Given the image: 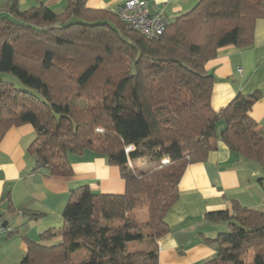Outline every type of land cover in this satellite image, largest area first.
<instances>
[{"label": "trees", "instance_id": "16d2710c", "mask_svg": "<svg viewBox=\"0 0 264 264\" xmlns=\"http://www.w3.org/2000/svg\"><path fill=\"white\" fill-rule=\"evenodd\" d=\"M85 2L66 0L56 12L42 2L20 11L9 0L0 13V140L9 127L30 123L32 170L71 176L70 157L88 152L118 167L125 190L81 187L63 209L61 241L26 239L20 263L71 264L70 254L85 248L80 264H158L156 239L169 232L165 214L179 197V180L215 149L220 120L221 141L264 172V128L249 116L258 94H237L215 111L214 77L204 68L219 48L253 42L264 0H198L153 38ZM139 158L153 166L130 167ZM143 207L147 217L140 221ZM205 217L224 222L226 230L205 238L216 254L200 264H264L263 210L234 201ZM144 239L145 251L127 250Z\"/></svg>", "mask_w": 264, "mask_h": 264}, {"label": "crops", "instance_id": "0c3cea01", "mask_svg": "<svg viewBox=\"0 0 264 264\" xmlns=\"http://www.w3.org/2000/svg\"><path fill=\"white\" fill-rule=\"evenodd\" d=\"M123 1L86 0L85 5L115 12ZM147 1L151 13L172 21L188 12L198 0ZM40 2L56 12L66 5V0H17V5L24 11ZM8 3L9 0H0V13ZM204 68L214 77L212 109H222L237 94L256 93L258 98L249 116L264 128V19L255 22L250 45L223 46L205 62ZM223 127L220 120L216 125L215 149L205 160L189 164L179 180V197L165 214L169 232L156 239L158 264H200L216 254V246L205 238L216 237L226 230V224L207 220L206 213L229 210L234 201L248 208L264 207L262 168L229 150L220 139ZM34 137L33 126L23 123L9 127L0 140V216L12 229L0 238V264H20L27 250L26 239L44 245L59 243L63 209L79 197L81 187L107 194H122L125 190L118 167L107 163L105 157L88 152L70 157L71 176L32 170L34 158L27 148ZM45 231L52 234L41 237ZM87 257L85 248L71 253L73 264H80Z\"/></svg>", "mask_w": 264, "mask_h": 264}, {"label": "built area", "instance_id": "2783aa9c", "mask_svg": "<svg viewBox=\"0 0 264 264\" xmlns=\"http://www.w3.org/2000/svg\"><path fill=\"white\" fill-rule=\"evenodd\" d=\"M115 12L129 28L138 31L147 38L161 35L169 23L166 16L150 12L147 0H125ZM131 148L132 146L129 145L126 149ZM167 161V158L163 159V162ZM11 230L9 224L0 216V238L11 233Z\"/></svg>", "mask_w": 264, "mask_h": 264}, {"label": "rangeland", "instance_id": "374dc122", "mask_svg": "<svg viewBox=\"0 0 264 264\" xmlns=\"http://www.w3.org/2000/svg\"><path fill=\"white\" fill-rule=\"evenodd\" d=\"M2 77H3V79H5L7 81H10V82L15 83L16 85H18V81L14 77H12L11 75L4 74ZM79 103L81 104V102H79ZM98 131H100V129H98ZM134 161L135 162H131L130 163L131 164L130 167H133L135 170H137V169H143V170H145V169L151 168L153 166L152 164H149V163L145 162L142 158L136 159ZM259 210H263L264 211V207H260ZM137 215H138L137 217H138V219L140 221L146 220V217H147L146 216V208L143 207V208L139 209L138 212H137ZM147 245H148V242H147L146 239H144L141 242H135V243L129 244L127 250L128 251H136V250H140V251L141 250H144L145 251ZM249 257H250V253L247 254V256H246L245 259L248 260ZM76 259H77V257H76ZM76 259L74 257V260H76ZM70 262H72L71 261V254H70ZM71 264H73V262Z\"/></svg>", "mask_w": 264, "mask_h": 264}]
</instances>
